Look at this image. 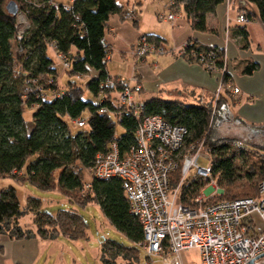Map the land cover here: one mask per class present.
<instances>
[{
	"label": "trees",
	"instance_id": "trees-1",
	"mask_svg": "<svg viewBox=\"0 0 264 264\" xmlns=\"http://www.w3.org/2000/svg\"><path fill=\"white\" fill-rule=\"evenodd\" d=\"M119 1L65 0V4L59 0H12L5 5V0H0V179H11L18 186L30 184L45 192L59 191L79 207L95 203L110 226L131 244L102 240V264H119L120 258L127 264H137V245L144 239L143 229L130 211L122 180L116 177L98 179L89 173L96 157L106 153L113 142L121 153L129 150L135 143L138 126L128 108L117 101L116 96L124 90V83L121 81L113 89L107 85L110 80H119L108 73L110 48L104 40L110 18L119 15L124 19L126 14ZM224 1L170 0V8L175 13L182 11L195 31L205 32L208 17ZM246 1L258 11L257 15L246 12L248 21L259 20L264 24V0ZM14 6L17 8L15 14L10 11ZM20 16L27 22L21 34ZM236 33L243 41V48H249L247 26L240 24ZM145 36L150 43L165 48L162 37ZM49 50L69 64L65 73L70 78L90 77L88 82L83 86L76 81L68 82L62 89L58 83L57 62L50 57ZM182 54L188 61L197 63L202 55H211L216 68L224 69L222 49L190 41ZM199 64L208 70L204 64ZM257 69V63H249L242 73L252 75ZM93 72L97 74L95 77L91 76ZM230 79L231 75L224 70L222 85L225 88ZM90 95L97 103L89 99ZM26 107L33 109L31 130L24 120ZM102 109L108 112L100 113ZM215 110L219 114L217 120L226 112L224 107L213 109L212 105H189L160 98L144 102V115H160L171 124L189 130L186 147L204 142L210 148L211 179L198 177L182 188L179 202L187 207L193 206L194 199L212 181L223 194L208 199L203 205L257 197L255 182L249 188L238 183L240 179L264 181V149L213 139ZM119 114H122L121 121L117 119ZM80 120L85 121L88 129L73 133L70 123ZM118 124L124 129L119 137L116 136ZM249 149L261 154V161L252 158ZM237 161L249 165L247 170L241 172ZM86 173L91 177L88 183L85 182ZM179 180L180 172L177 171L171 176V186L175 188ZM27 214L35 216L36 231L20 226V219ZM88 230V223L76 210L51 214L42 210L41 200L33 196L21 207L15 187L0 192V235L12 240L62 236L72 241H86Z\"/></svg>",
	"mask_w": 264,
	"mask_h": 264
},
{
	"label": "built area",
	"instance_id": "built-area-1",
	"mask_svg": "<svg viewBox=\"0 0 264 264\" xmlns=\"http://www.w3.org/2000/svg\"><path fill=\"white\" fill-rule=\"evenodd\" d=\"M161 15L163 20L174 21L179 14L170 8ZM129 17L127 14L126 18ZM237 23L247 25L246 14H239ZM164 52V48L150 43L146 36L140 37L134 50L138 60L152 53L160 55ZM58 58L64 60L61 56ZM199 63L210 71H220L211 55H202ZM120 82L110 80L107 85L113 89ZM122 82L124 90L116 97L138 122L135 143L121 153L117 143L113 142L106 153L96 157L89 173L98 179L116 177L122 180L130 211L142 225L144 239L137 247L139 252L140 248L145 251L149 260L144 264H152L155 258H159L162 264H184L182 253L189 250L199 251V264L263 261L264 181L258 185L257 197L203 205L209 198L201 194L194 199L193 206L182 205L179 196L182 188L189 184L185 182L192 169H197L198 177L211 179V164L206 169L199 166L202 156L211 160L210 148L205 147L204 142L201 148L197 147L198 143L186 147L190 133L185 126L171 124L160 115H144V102L135 99L142 91L137 76L132 77L128 84ZM229 89V86L225 88L221 84L222 91ZM231 91L234 95L240 93L238 88ZM106 112V109L100 110V113ZM121 118L122 114H119L118 121ZM74 124L78 128L86 125L84 120ZM177 171L180 172V180L174 188L171 176ZM212 183L215 184L214 181ZM89 188L87 185L86 189Z\"/></svg>",
	"mask_w": 264,
	"mask_h": 264
},
{
	"label": "crops",
	"instance_id": "crops-1",
	"mask_svg": "<svg viewBox=\"0 0 264 264\" xmlns=\"http://www.w3.org/2000/svg\"><path fill=\"white\" fill-rule=\"evenodd\" d=\"M59 1L66 4L65 0ZM119 3L126 13H135L136 24L119 15L110 18L104 38L110 48L107 70L111 77L121 81L137 76L142 84V91L135 96L137 102L160 98L189 105L213 106L222 98L221 107L226 108V112L219 120L244 126L245 130L254 131L253 134L264 135V24L256 20L246 25L249 34L247 49L243 48V41L236 33L240 26L237 23L239 14H258L254 5L246 0H225L208 17L207 31L198 32L181 11L172 22L161 23L153 15H144L148 7L157 15L167 13L170 0H125ZM148 34L165 40V52L149 54L138 60L133 54L134 47L141 36ZM190 41L199 46L222 49L224 68L231 75L228 86L238 88V95H234L231 89L221 90L224 70L209 71L203 65L184 58L183 49ZM249 63H257L258 69L252 75H244L243 67ZM96 75L95 72L91 74L93 77ZM64 240L72 241L62 236L12 240L0 235V264H67L69 259L77 263L79 259L73 253L74 248L67 246Z\"/></svg>",
	"mask_w": 264,
	"mask_h": 264
},
{
	"label": "rangeland",
	"instance_id": "rangeland-1",
	"mask_svg": "<svg viewBox=\"0 0 264 264\" xmlns=\"http://www.w3.org/2000/svg\"><path fill=\"white\" fill-rule=\"evenodd\" d=\"M12 0H5L4 4L6 5ZM125 0H120L121 3H123ZM153 10V11H152ZM150 11V12H149ZM135 12L137 15L140 14L139 10H136ZM182 12V11H181ZM181 12H178L177 14H180ZM144 15L146 17H152V15L157 19L159 22H163L166 20L161 19V13L159 15L155 14L154 9L151 7L146 8L144 10ZM129 14L130 17L126 18V15ZM135 19V13H126L124 16L125 21H134ZM19 31L20 34L24 31L25 27H27V22H25L24 18L21 16L19 17ZM172 22V21H168ZM140 41V38L138 42ZM137 42V43H138ZM163 49V47H160ZM135 50V47H134ZM133 50V54H134ZM155 55H159L158 53H152ZM49 55L52 57L56 62H57V68L59 70V78H58V83L59 86L62 89H65L66 85L68 82H73L76 81L80 85H85L90 77H82L80 79L78 78H70L65 72H66V65L67 62L64 60H60L59 58H56L55 54L49 50ZM110 56V55H109ZM135 56V54H134ZM136 57V56H135ZM130 78L125 79L123 78V81L125 83H129ZM90 100L94 101L97 103V100L94 99L93 97H89ZM136 99V97H135ZM137 101V99H136ZM222 98L217 100V102L213 103L214 105L212 106L213 109L221 107L222 103ZM216 116L214 120V131H213V139L215 140H230L237 142L241 146L253 149L259 148V149H264V135L263 133L253 134L249 130H245L244 126L236 125L235 123H225L222 120H217L216 117L219 116L218 111L215 110ZM32 114H33V109L30 108H24V120L26 123V127L28 130H31L32 128ZM87 115H85L84 118H86ZM227 117V115H225ZM70 129L73 133H77L79 131H83L88 129L87 127L84 128H78L77 125L74 123H70ZM124 134V129L118 124L116 127V136L119 137ZM203 142L198 143L197 147L201 148L200 145H202ZM205 147H208L205 145ZM203 148V147H202ZM254 148V149H255ZM249 149V150H250ZM203 151V150H202ZM252 151V150H250ZM261 152V151H260ZM259 152V153H260ZM253 153V157L256 160L261 161L262 157L260 156L261 154L258 153ZM250 163V161H249ZM199 166L202 168H208L210 166V161L207 157L202 156L200 161H199ZM236 166L239 168V170L244 172L247 170L248 166L244 164L243 162H236ZM198 178V172L197 169H192L189 173L188 176L186 177V184L190 183L194 179ZM90 175L87 173L85 174V182L88 183L90 182ZM255 180V179H254ZM255 182V183H254ZM254 183L255 188H258L257 186L259 185L258 180L253 181V182H248L246 179H240L239 185L244 186V188H249L251 184ZM246 184V185H245ZM257 185V186H256ZM10 186L15 187L16 189V195L18 198V201L21 205V207H25L27 203V198L29 196L36 197L41 200L42 202V210L49 212L51 214H56L59 210H69L73 209L76 210L80 215H82L86 222L89 225V230H88V240L86 241H68L64 240L66 242L67 246H70L71 248H74L73 253L78 257L77 263H74L71 259H69L67 264H102V253H101V241L104 239H110L114 240L116 242H119L121 244H124L126 246H131V244L127 241V239L118 231H116L110 224L107 222V220L103 217V215L100 212L99 206L96 205L95 203H89L85 207H79L75 204H72L70 200L63 196L59 191H41L37 189L35 186H32L30 184H26L24 186H17L13 180L11 179H0V192L3 189H6ZM243 188V187H241ZM253 188L255 191L256 189ZM252 190V191H253ZM201 194L204 195L205 197L211 199L215 196L221 197L223 194V190L219 188L216 184H213L210 182V184H207L204 186V188L201 190ZM200 194V195H201ZM35 216L33 214H27L23 218L20 219V226L23 227L24 229L36 231V225H35ZM140 260V263H138ZM182 260L184 264H199L200 263V255L198 250H189L185 251L182 253ZM149 260L146 259L145 251L140 248L139 252V259L137 264H144L148 262ZM117 262L119 264H127L126 261L123 259H118ZM152 264H162L161 260L159 258H155L154 262Z\"/></svg>",
	"mask_w": 264,
	"mask_h": 264
},
{
	"label": "water",
	"instance_id": "water-1",
	"mask_svg": "<svg viewBox=\"0 0 264 264\" xmlns=\"http://www.w3.org/2000/svg\"><path fill=\"white\" fill-rule=\"evenodd\" d=\"M11 11V13H13V14H15L16 13V11H17V8L14 6L13 8H12V10H10ZM249 264H264V260L263 261H260V262H258V263H255V262H250Z\"/></svg>",
	"mask_w": 264,
	"mask_h": 264
}]
</instances>
